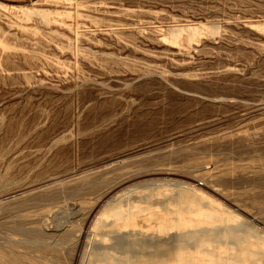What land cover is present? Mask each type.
Returning <instances> with one entry per match:
<instances>
[{
    "label": "rangeland",
    "instance_id": "rangeland-1",
    "mask_svg": "<svg viewBox=\"0 0 264 264\" xmlns=\"http://www.w3.org/2000/svg\"><path fill=\"white\" fill-rule=\"evenodd\" d=\"M0 264H264V0H0Z\"/></svg>",
    "mask_w": 264,
    "mask_h": 264
}]
</instances>
